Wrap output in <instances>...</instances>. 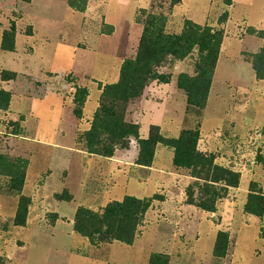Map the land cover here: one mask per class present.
Segmentation results:
<instances>
[{
	"label": "rangeland",
	"instance_id": "obj_1",
	"mask_svg": "<svg viewBox=\"0 0 264 264\" xmlns=\"http://www.w3.org/2000/svg\"><path fill=\"white\" fill-rule=\"evenodd\" d=\"M16 1L29 2L30 0H0V30L3 36L7 34V47L13 45V35H16L17 23L23 17L21 11H14L8 16L6 15L8 12L16 10L11 3ZM55 1L60 6L65 7L64 0ZM73 1L77 7H83L85 1L88 3V0ZM180 1L145 0L141 3V5L145 4L146 7L137 9L133 19L134 30H128L129 33L132 32L136 37L137 30L140 28L139 37L137 39L131 38V43L125 46L128 56H132V54L134 56L132 59L128 57L123 64L127 60H136L143 36L148 30L156 37L169 35L180 38L184 35L186 22L190 20L172 17L171 12L174 5L179 4ZM66 6L69 7L67 2ZM226 10L227 8L224 6L222 13ZM261 10L258 9L252 13L253 17L256 18V22L260 20ZM245 12L250 14L249 9L241 10L242 14ZM222 13L216 21L212 20L205 25H199L200 27H194L188 36L190 40L178 45L180 50L186 49L183 57L179 58L172 54L166 55L163 61H158L159 63L150 67L149 73L141 76L143 78L142 87L136 88L135 92H132L133 98H126L125 101L103 97L106 85H114L120 82L123 64L119 72L118 82L105 83L97 78L103 77V71L101 70L102 64L94 59L97 54L94 50L99 46L95 37L97 34L111 33L113 30L112 27L103 24L100 10H97L93 16L88 17V21L85 23L86 27H94L93 39L90 34H87L88 46L84 52L85 57L76 58L72 64L73 72L59 77L53 73H45L41 78L44 81L39 79L37 81V76L35 75L17 76L15 79L9 80L25 82L26 85L29 84L31 86L29 95L36 97H40L44 92V82L54 83L57 88L62 86V83H65L68 87L66 86L64 92L62 91L63 103L60 94L55 91H48L45 94L46 100L36 106L41 115L38 125L33 123L37 119L35 115L30 113L15 114V116H8L7 118L0 117V264H11L12 253L24 244L21 241H24L27 246L30 244L29 247L24 249L30 264H48L53 260L55 264H88L80 258L77 261L75 259L76 256H67V253H64V231L49 226L52 223L55 224L58 220V216L54 213H45L44 220L41 217V221H39L41 226L38 231L32 230L19 233L15 230L13 227L15 226V218L18 213L20 196H25L31 202L33 197L37 198L39 202L36 210L38 211H46L45 203L43 202L45 198L48 204L47 207L52 210L57 207L55 206L58 201L57 198L63 196L64 198H73L71 202L68 201L69 204L65 209L66 216L72 215L74 208L78 207L79 209L80 206L91 208L95 212H102V209L109 203L117 201L115 199L118 196L116 192L121 191L115 189L114 179L106 181L107 185L103 183L104 178H109L105 174V170L110 167V162L113 161L112 159L115 155H119V158H124L126 151L131 150L132 146H135L139 153L133 163L136 166L130 165L131 171L128 175H135L134 177L140 183L150 179V167L154 156L151 163H149V159L153 150L155 155L158 146L172 152L173 165L180 175L179 178L181 179L185 176L188 180L186 181L183 178L182 180L185 181L181 182L177 179L174 181L172 188L162 187L150 197L149 195L153 190L141 193V195L148 197H135L139 200L150 201L151 207L142 222L143 226L139 227V233H142V235L133 244L134 248L128 251L121 249V247H114L112 252L115 253L114 259H117L118 264H149L150 261L153 262L152 264H170L172 256L175 258L173 264H264V125L249 130L243 137H232L231 140H226L224 144H227L229 149L210 152L207 149L209 143L201 141L199 132L203 108L191 105L189 101L190 116L188 118L190 120V128L183 129L177 137H164L160 126L155 125L149 126L147 135L142 136L140 124L134 122L137 117H131L135 113V111H131L132 109L135 108L139 112L137 104L144 97L147 88L156 86V84L168 83L171 80L173 65L178 61L182 62L181 68L183 72L180 76H186L182 81L185 88L190 90L195 100L204 102L209 92L208 89H210L209 85H211L217 53L215 41L211 40L210 35L224 28L223 25H219V18ZM35 15L36 13H33L30 18L35 19ZM82 15L78 12H75V15H70V28L72 30L68 34L70 38L69 46L80 39L82 40L87 33L80 25V23L82 24ZM30 29L32 31V27L26 25L23 31L27 34ZM89 29L91 30L92 28ZM248 29L246 28V33L249 34ZM261 32L263 37L249 36L251 40L248 39L245 42L246 47L257 49L258 45L264 46V39H261L264 38V27ZM52 34L54 33L52 32ZM149 40H151V37ZM208 40L212 41L213 44L210 47L207 45ZM81 43L82 46H85L84 42ZM144 51L145 53L147 52L146 49ZM247 60L253 64L254 58L250 56ZM262 66L264 68V63ZM93 74L94 78L99 81L92 78L88 81V77ZM0 78L4 80L2 72H0ZM82 81L87 83L84 84ZM81 88H85L88 91V97L92 89L100 91L98 107L95 113L100 104H103L107 110L123 117L125 122L133 127L132 131L137 134V137L130 135L124 137L123 140L125 142L128 141L127 147L117 146L110 141H103L98 146L100 154L87 152L85 144L80 139L86 132L84 130L86 123L84 114H82L81 118L75 114L74 97L77 89ZM181 90L188 98V93L184 89ZM2 92H9L12 96L10 91L0 89V105L5 102V100H1L3 99ZM58 92H61V90L58 89ZM157 100L159 101V98ZM15 107L20 111H26L29 105L17 104ZM6 111L3 110V116H7ZM94 115L88 120L90 123L88 130L91 129ZM26 120L30 122L28 126L32 136H45L47 139L44 142L50 147L61 148L59 151H64L66 155L72 156L73 162L71 164H66L65 159L67 157L62 156V153L55 156V162L53 163L56 166L66 164L67 168L71 166L73 169L69 179L70 190H61L62 180L64 181L67 176L65 171H62L59 176L56 175L53 179H50L44 185V189L41 186L44 184L46 174L34 182L32 186L23 187L21 193L10 188L13 174L18 169L22 172L25 171L26 163L24 161L27 160L29 165V159L35 155L36 150L38 154L34 163V173L37 172L39 166L43 168L52 163V159H48L44 152L46 150L42 149L45 146L42 147V144L39 143L41 141L32 140L30 137L27 127L23 125ZM159 135L167 139V145L157 141ZM105 138L111 139V135L107 134ZM62 147L66 149L64 150ZM38 148L41 152H39ZM68 148H71V151L67 150ZM76 150L85 151L87 156H91V158L94 156L100 163L95 164L85 159L84 169L80 168L77 161L78 155L74 153ZM16 152L24 153L26 156H17ZM119 160L121 161L122 159ZM127 166L125 165V167ZM122 169L125 168L120 166L119 170ZM83 171L85 179L82 187H80ZM113 172L116 173L117 169L114 168ZM243 176L247 177V181L242 178ZM111 177L114 178L112 173ZM33 181L29 182L32 183ZM242 182H246V190L244 192L239 190ZM124 186L125 184L122 187L124 188ZM38 189L40 191L36 195L35 191ZM58 192L59 194L57 195L56 193ZM84 193L91 195L94 201L90 200ZM126 197L128 196H125L124 199ZM183 205L190 207H186L188 210H183L180 208ZM169 207H172V209H169ZM14 209H16V215L13 222H10L11 216H14ZM67 221L65 219V222ZM64 228L68 229V225H64ZM9 230H11V233L8 232ZM212 231H216L214 240H210L208 237ZM148 233L151 234L147 238L142 237L148 235ZM202 235L206 237L202 238ZM107 241V239L103 240L97 247L106 248L108 244H111L107 243ZM155 247L162 250V252L155 251ZM144 250L146 253H144ZM15 258L17 259V256ZM107 264L114 263L108 260Z\"/></svg>",
	"mask_w": 264,
	"mask_h": 264
},
{
	"label": "crops",
	"instance_id": "obj_2",
	"mask_svg": "<svg viewBox=\"0 0 264 264\" xmlns=\"http://www.w3.org/2000/svg\"><path fill=\"white\" fill-rule=\"evenodd\" d=\"M143 1L145 0H88L84 12L76 11L70 7L68 0H64L65 7L60 6L55 0L11 2L16 10H12L6 15L8 16L14 11H21L23 17L21 21L17 23V31L14 39L15 50L9 51L1 49L3 35L0 30V72H18L16 73L17 76L21 77L35 75L37 76V81L38 79L44 81L41 78L45 73H53L59 77L63 74L66 75L73 72L72 64L76 58L85 57L84 52L87 50L88 46L87 34H90L92 37L94 33V27H86L85 23L88 21V17L93 16L97 10H100L103 24L112 27L113 30L111 33H101L100 35L97 34L96 37L94 36L99 45L98 48L94 50L97 52L94 59L102 64L101 70L103 71V77L97 78L105 83H116L119 80V72L124 60L128 59V57L132 59L134 56L133 54L132 56H128L125 51V46L131 43V38L137 39V37H139L140 28L137 30L136 37L132 32L129 33L128 30H134L135 24L133 19L137 9L146 7L145 4L141 5ZM66 2L69 7L66 6ZM224 6L223 0H181L179 4L174 5L171 12L172 17L186 18L195 24L205 25L212 20L216 21L222 13ZM225 7L229 12V20L224 25V37L215 63L206 103L201 111L199 123L201 141L209 143L207 149L210 152H216L220 149H229L228 145L224 144L226 140H231L232 137H243L249 130L264 125V80L257 79L252 62L247 60L248 57L259 52L264 46L261 47V45H258L257 49H249L245 45L248 39L251 40L249 36L258 37L246 33V28L252 27L261 30L264 27V0H233L231 6ZM242 9H249L250 14L246 12L242 14ZM258 9L262 10L259 18L260 20L256 22V18L253 17L252 13ZM75 12L83 14L82 24L80 23V25L87 33L82 40L80 39L78 42L76 41L75 44L69 46L70 38L68 34L72 30L70 28V15H75ZM33 13H36L34 16L35 19L30 18ZM26 25L32 27L31 35L24 33L23 28ZM89 28H92L91 30L93 32ZM52 32L54 34H52ZM81 42H84L85 46H82ZM28 48L30 49L28 50ZM181 64L182 62L179 61L174 63L172 77L168 83L156 84V86H153L154 88L151 86L145 90L144 97L141 99L140 103L137 104L140 113L135 108L131 110L135 111L131 117H137V120L134 119V122L140 124L142 136L147 135L148 128L151 125L160 126L164 137H177L183 129L190 128V120L188 118V116H190V105L188 104L186 94L178 86V78L183 72ZM94 77V74L91 75L88 77V81L90 78L99 81ZM83 83L86 84L87 82ZM66 86L68 87V85L62 83V86L57 88L54 83L44 82V92L40 97H36L34 95H29L31 89L29 84L26 85L25 82L21 81H4L0 78V89L12 93L9 108L6 111L7 116H3V110H0V117L7 118L8 116H15V114L30 113L35 115L37 121L33 123L38 125L41 119V115L36 108V106L39 105L38 103L46 100L47 97L45 94L48 91H55L57 94H60L63 103L62 91L64 92ZM58 89L61 90V92H58ZM99 93L100 91L92 89L84 105L83 114L84 120L86 121L84 125L85 131H87L90 126L88 120L92 118L98 107ZM158 98L159 101L157 100ZM17 104H28L29 107L26 111H20L15 107ZM29 123L30 122L26 120L23 124L27 127L28 131ZM30 137L32 140L36 139L38 142L41 141L39 143L42 144V147L45 146V148H41L46 150L44 152L48 159H52V163L43 168L39 166L37 172L34 173V163L36 155L38 154L36 150L35 155L29 159L24 187L32 186L34 182L46 174L44 184L41 186L44 189V185L50 179H53L56 175L59 176L62 171H65L67 173L65 180L67 181L62 180L61 190H70L69 179L71 178L73 169L71 166L67 168L66 164H71V162H73L72 156L66 155L64 151H59L61 148L50 147V145L44 142L45 139H47L45 136H32L30 133ZM62 149L65 150L66 148L62 147ZM38 150L41 152L39 148ZM67 150L71 151V148ZM126 152L124 158H119V155H115L112 159L113 161L110 162V167L105 170V174L108 175L109 178H104L103 183L107 185L106 181H112L114 179L115 189L121 190L116 192L118 196L115 199L117 201L123 200L125 196L148 197L146 195H141V193L147 190H153L149 195L150 197L159 191V189H162V187L172 188L174 181L177 179L181 182L188 180L185 176H183L185 180L179 178L180 175L173 165L172 152L158 146L152 166L150 167V179L144 183H140L138 179L134 177L135 175H128L131 171L130 165L136 166L133 163L139 151L135 146H132V149ZM61 153L63 154L62 156L67 157V159H65L66 164L56 166L53 164L55 162V156ZM74 153L78 155V165L82 169L85 167V159L95 164L100 163L94 156H92V158L91 156H87L85 151L76 150ZM16 155L22 157L26 156V154L20 152ZM119 159L122 160L120 161ZM61 160L63 159L61 158ZM125 165L128 166L125 167ZM120 166L125 169L119 170ZM114 168L117 169L116 173L113 172ZM111 173L114 178L111 177ZM84 174L83 171L80 187H82V183L85 179ZM242 178L247 181L246 176ZM31 180L34 181L30 183L29 181ZM123 184H125L124 188L122 187ZM239 190L241 192L246 190V182H242ZM39 191L40 189L35 191V194L37 195ZM56 194L58 195L59 192ZM84 194L87 195L90 200L94 201L91 195ZM38 202V199L33 197L28 208L26 225L24 227L16 225L13 227L19 233L32 230L38 231V228L41 226V224H39L41 217L44 220L45 213L48 212L58 216L56 223L49 226L64 231V253H67V256H76L75 259L77 261H79L78 258H80L88 264H107L108 260H110L114 264H118L117 259H114L115 253L112 252L114 247H121V249L128 251L134 248V245L128 246L117 241L108 244L106 248H98L92 245L88 238L75 231L74 221L78 207L74 208L72 215L66 216L65 209L69 204L68 201L58 200L55 204L57 207L49 210L45 198L43 202L45 203L44 206L46 207V211L36 210ZM172 207H169V209H172ZM186 207L190 206L183 205L180 208L188 210ZM189 212H191V210H189ZM13 214L14 216H11L12 219L10 218V222H13L15 218L16 209H14ZM65 219L68 221L65 222ZM64 225H68V229L64 228ZM8 232L11 233V230ZM150 234L151 233H148V235L142 237L147 238ZM215 235L216 231H212L208 237L210 240H214ZM203 237L205 238L206 236L202 235V238ZM139 239L140 238L137 240ZM21 242L24 244L19 246L17 251L14 250V253H12L13 258L11 264H30L28 262L29 258L25 254L26 250H24L29 247L30 244L27 246L24 241ZM155 251L159 253L162 252V250L156 247ZM144 253H146L145 250ZM16 256L17 259L15 258ZM174 259V256H172L170 264L174 263ZM48 264H55V261L53 260Z\"/></svg>",
	"mask_w": 264,
	"mask_h": 264
},
{
	"label": "trees",
	"instance_id": "obj_3",
	"mask_svg": "<svg viewBox=\"0 0 264 264\" xmlns=\"http://www.w3.org/2000/svg\"><path fill=\"white\" fill-rule=\"evenodd\" d=\"M225 6H231L233 0H223ZM70 7L73 9L84 12L86 10V1L83 7H77L73 0H68ZM229 20V12L226 10L222 13L219 18V25H225ZM194 27H200L199 25L193 23L192 21L186 22V27L184 28V35L182 37L160 35L155 36L150 32L146 31L143 36L140 51L136 60H127L121 69V80L119 83L114 85H106L103 92V97H108L110 99H117L125 101L126 98H133L132 92H135L136 88H140L143 78L142 75H147L149 73V68L154 64L159 63L158 61H163L166 55H174L176 57L182 58L183 53H186V49H179L180 43H186L190 39L188 38ZM202 29V28H201ZM212 31V30H211ZM249 34L262 36L261 30L249 27ZM28 35L32 34V31H27ZM152 34V35H151ZM151 37V40H149ZM211 40L215 41L217 53L215 57V62L218 58L220 46L224 37V28L219 32H214L210 35ZM263 37V36H262ZM7 34L3 36L2 50H15L13 35V45L11 47L6 46ZM148 38V39H147ZM212 41L208 40V47L212 46ZM149 43V44H147ZM147 50L145 53L144 50ZM253 60V67L256 72L258 80H264V68L262 64L264 63V48H262L256 54L251 55ZM140 74V76H139ZM2 76L4 81L13 80L17 77L16 73L3 71ZM128 76V78H127ZM13 77V78H11ZM185 75L179 78V87L184 89L188 93L189 104L194 105L198 108H204L207 99L204 102H199L195 100L188 88H185L183 84V79ZM210 87V85H209ZM209 90V89H208ZM1 100H5L4 103L0 105L1 110H8L9 103L11 100V94L9 92H2ZM89 93L85 88L77 89L74 101H75V114L78 117H82L83 108L87 100ZM132 126L127 124L123 117H120L111 111L107 110L103 104H100L97 112L94 115L91 129L84 132L81 141L85 144L87 152L90 154L96 153L100 154L98 146L103 143V141H110L112 144L117 146H128V141L123 140L127 135L137 137V134L132 131ZM107 134L111 135V139L105 138ZM164 145H167V139L160 136L157 140ZM146 143V142H144ZM147 144V143H146ZM107 154V153H106ZM154 156V150L151 153L149 163L152 162ZM26 163L25 171L22 172L18 169L11 177V189L16 192H22L25 184L26 170L28 167V161ZM14 167V165H12ZM15 168V167H14ZM58 197V196H57ZM61 201H71L72 197L64 198L58 197ZM31 204V200L27 199L25 196H20L18 213L15 218V225L24 227L26 225V219L28 215V208ZM151 203L148 200H139L135 197H126L123 201H115L109 203L102 209V212H95L91 208L80 206L75 216L74 228L77 233L88 238L92 245L97 246L102 243L103 240H108L107 243H113L115 241L132 246L137 238H139L142 233H139V227L143 226L145 215ZM211 211V209H209ZM57 217V216H56ZM53 224V223H52ZM153 262L150 261L149 264ZM167 264V263H165Z\"/></svg>",
	"mask_w": 264,
	"mask_h": 264
}]
</instances>
